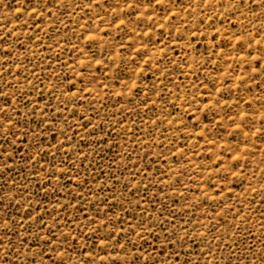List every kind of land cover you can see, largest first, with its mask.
<instances>
[{"label":"rangeland","instance_id":"obj_1","mask_svg":"<svg viewBox=\"0 0 264 264\" xmlns=\"http://www.w3.org/2000/svg\"><path fill=\"white\" fill-rule=\"evenodd\" d=\"M0 264H264V0H0Z\"/></svg>","mask_w":264,"mask_h":264}]
</instances>
